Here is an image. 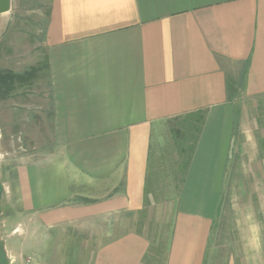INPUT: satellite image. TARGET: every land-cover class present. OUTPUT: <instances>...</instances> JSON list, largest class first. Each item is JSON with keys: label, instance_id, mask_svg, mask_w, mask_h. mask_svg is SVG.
<instances>
[{"label": "crops", "instance_id": "obj_1", "mask_svg": "<svg viewBox=\"0 0 264 264\" xmlns=\"http://www.w3.org/2000/svg\"><path fill=\"white\" fill-rule=\"evenodd\" d=\"M48 7L55 147L4 174L0 264H53L55 229L73 237L61 264H149L156 242L137 222L156 208L168 221L161 264H264V0ZM199 112L188 168L156 200L158 126Z\"/></svg>", "mask_w": 264, "mask_h": 264}, {"label": "rangeland", "instance_id": "obj_2", "mask_svg": "<svg viewBox=\"0 0 264 264\" xmlns=\"http://www.w3.org/2000/svg\"><path fill=\"white\" fill-rule=\"evenodd\" d=\"M48 4L49 0H12L11 11L0 15V72L15 75L33 72V76L26 82L14 84L15 89L7 99L0 98V238L4 230H7L3 219L8 204H2L4 174L12 167L41 158L55 147L49 115L52 99L47 51L43 43ZM173 126L176 127L177 123H169L166 127L160 125L154 135L155 156L150 189L156 194V200L173 192V187L178 186L183 177L181 165L186 157L177 152L178 143L169 135ZM182 128L183 125L179 129ZM156 209L152 219L141 213L137 222V227L147 231L149 238L156 242L149 264H161L165 253L162 247L167 231L165 222L168 221L161 219L163 211ZM44 239L45 243L55 245V249L47 253V258L53 260V264H61L66 256L72 255L63 250L72 242V236L60 235L55 229L47 232ZM160 244L162 247L158 248Z\"/></svg>", "mask_w": 264, "mask_h": 264}, {"label": "trees", "instance_id": "obj_3", "mask_svg": "<svg viewBox=\"0 0 264 264\" xmlns=\"http://www.w3.org/2000/svg\"><path fill=\"white\" fill-rule=\"evenodd\" d=\"M47 24H48V20L46 22V25ZM47 68L49 69L48 63H47ZM32 73L33 72L30 71V73L26 72L22 75H15L12 73L0 72V98L7 99L9 94L15 89L14 84L16 82H26L28 79H30L33 76ZM243 86H244L243 77L238 80L231 79L228 82L227 91H228V98L230 101H233L236 98H238ZM203 120H204L203 114L200 112L191 113L186 116L178 117L174 119L173 123H177V126L172 127L171 136H172V140L175 143L176 142L178 143V145L176 144V146L178 148V152L180 153V155L182 157L184 156L186 157V160L181 165L183 173H185L188 168L190 157L194 152L198 137L201 132ZM182 125L183 128L179 129ZM0 251H3V244L1 241H0Z\"/></svg>", "mask_w": 264, "mask_h": 264}, {"label": "water", "instance_id": "obj_4", "mask_svg": "<svg viewBox=\"0 0 264 264\" xmlns=\"http://www.w3.org/2000/svg\"><path fill=\"white\" fill-rule=\"evenodd\" d=\"M12 9V0H0V15L10 12Z\"/></svg>", "mask_w": 264, "mask_h": 264}]
</instances>
